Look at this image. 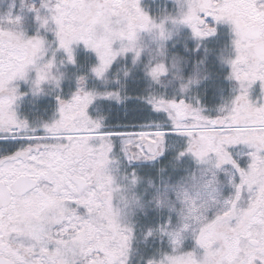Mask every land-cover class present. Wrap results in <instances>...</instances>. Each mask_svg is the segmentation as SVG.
<instances>
[{"label":"snow or ice","instance_id":"snow-or-ice-1","mask_svg":"<svg viewBox=\"0 0 264 264\" xmlns=\"http://www.w3.org/2000/svg\"><path fill=\"white\" fill-rule=\"evenodd\" d=\"M29 10L54 40L46 41L39 31L28 37L21 17L11 11L0 16V264H130L134 254L137 264H155L157 251L147 257L134 253L132 223L112 218L118 215L111 202V164L115 160L135 175L134 166L155 162L167 150L166 137L173 136L187 138L180 156L190 153L203 162L213 154L217 169L230 166L234 171L227 170L231 193L222 198L207 227L193 232V248L180 261L167 258V264H264V96L249 99L257 81L264 92V0H192L183 22L194 39L215 36L212 22L230 26L235 56L229 79L238 82L239 94L215 118L203 114L198 100L193 106L184 99L147 95L142 99L150 110L130 108L143 121L138 129L105 124L116 114L111 102L129 108L133 97L128 85L135 69L123 72V84L117 78V87L105 91L85 90L87 77L77 76L71 98L57 96L59 118L51 123L19 118L14 105L23 94L12 84L27 82L34 69L35 95L53 79L55 55L38 64L46 45L54 52L63 50L66 62L75 65L72 46L82 43L98 58L91 69L97 80L117 72L118 58L134 51L135 29L150 23L140 0H41L39 8ZM13 36L27 41L26 54L8 46ZM116 39H127L129 46L114 50ZM163 72L161 65L149 75L156 81ZM55 83L59 87V80ZM98 102L103 115L93 118L89 108ZM236 145L251 150L246 167L228 151ZM169 227L170 221L157 228L161 242L185 244ZM149 238L153 230L144 241Z\"/></svg>","mask_w":264,"mask_h":264},{"label":"flooded vegetation","instance_id":"flooded-vegetation-1","mask_svg":"<svg viewBox=\"0 0 264 264\" xmlns=\"http://www.w3.org/2000/svg\"><path fill=\"white\" fill-rule=\"evenodd\" d=\"M191 3L192 0H140L141 8L150 17V23L147 27H138L135 30L142 29L146 32V47H149L150 57H152V51L160 49V51H170L172 56L194 58L191 66H175L176 71L180 72V74L201 73L208 76L206 80V89L203 92L205 105L208 110L204 115L209 118H215L218 115L215 111L217 106L215 92H217V90H224L226 92L230 90V85L232 86L231 79L228 77L230 69L224 66L220 68L216 62L219 51H223L227 59L235 56L234 51H230L231 49H229L232 39L231 30L228 24L216 25L215 22H212L213 26L217 29L215 36L205 41H197L194 39L191 29L183 22L189 13ZM40 4L41 0H23V5L21 4V0H0V16H4L9 11L12 12L13 16H22L25 12L28 13L30 19L29 25L25 26L24 22H22V30L26 29L27 32L28 27H31L30 33L32 35L34 33L37 35L38 31L39 34L42 32L41 36L51 42L54 39L52 32H45L41 28L34 31V28L40 25L36 20V14L29 9L32 5L39 8ZM42 14H44L43 10ZM157 20L159 21L156 22ZM168 36H172L170 42H168ZM123 46H129V42L126 41V44ZM131 46L136 53L137 51H141L139 44L136 45V42L132 41ZM113 49L116 51L120 50L116 42L113 43ZM93 53V51H73L76 64H78L77 67H80L79 69L82 68V70L75 71L74 65L65 72V76H67L65 79L69 81L70 79H75L77 76H86L87 81L85 90L105 91L108 88L117 87V85L114 84V81L119 78L116 72H109L110 76L106 77L104 80L98 82L92 80L90 76L91 69L96 65H94L95 62L89 58L95 57ZM143 54L145 55V53ZM145 56L149 57L147 53ZM130 57L132 58L131 52L127 53L126 56L122 54L121 57L118 58V62L121 64L120 69L123 68L125 64L132 65V59L129 60ZM203 59L205 60L204 64L198 67V63L202 64ZM227 64L230 66V63ZM178 68H181V71ZM182 68L184 72H182ZM132 69H135V71L129 81L128 92L133 99L128 103L143 104L146 107V111H148L150 110V106L144 102L142 99L143 97L151 94L158 98L168 99L166 78H164L162 82L158 81L156 84H153L149 77L145 76V73L142 71V69H147V67H136L132 65L131 68L126 70L132 71ZM141 72H143L144 75ZM27 79L31 81L29 83L25 81L19 83L24 84L26 87L21 91L23 95L16 101L14 110L16 111V109L20 107L19 102L24 98L29 104L24 109L20 107L16 113L21 119L24 117L30 118V123H51L54 120L55 106L58 104L57 96H60L64 100H69L72 93L76 90V86H74L76 83H68L67 86L59 89L60 91L57 95L54 86H51L50 82H47L45 86L42 87L41 85L40 93L34 95L31 89L34 86L32 81L35 79V71L33 72L30 70ZM119 79L121 84H123V75ZM234 82L233 84H238L235 80ZM15 86H17V84ZM237 89L240 91L239 88ZM262 96H264V92L261 90V83L257 81L249 89V99L256 102ZM136 97H141V99H136ZM111 103L116 109V114L114 115L115 119L112 118L106 121L105 124L107 127H116L119 105L115 102ZM89 113H95V116H92L93 118H98L100 115H103L99 108V102L97 105H93L89 108ZM39 117L41 118L38 120L37 118ZM138 127L139 125L136 128L138 129ZM166 141L168 142L167 137ZM183 149L184 148L181 146H176L172 147L169 152L167 147V150L161 157L157 158L155 162L146 165H135L134 167L137 170L135 175L127 174L115 160H113L111 164L113 167L112 204L115 211H117L116 214L121 219V223H132L136 236L133 242L134 253L142 254L147 257L156 252L155 249H153L150 238L144 241V236L149 230H152L154 226L160 225L167 219V213L169 212L168 203L180 194L179 190L184 182L183 177L185 174H195V170L188 164L183 163V156L179 155ZM228 151L238 160L241 167H246L247 163L250 162L246 154L251 150L247 146H232L228 148ZM187 155L190 156L191 154L187 153ZM208 157L213 159L216 171H223L225 174V177L219 179V182L220 184L222 182L226 184V194L228 196L232 189L227 186V170H234H232L230 166H225V170L217 169L215 156L209 154ZM184 166L186 167V173H184ZM236 178L238 181V176ZM167 187L170 188L168 189ZM171 188H175L176 195L174 197L171 195L168 199L167 190ZM138 199L140 201H138ZM137 205L140 207V210L143 211H138ZM174 207L177 208L178 205H174ZM122 209L123 213H119ZM217 244L219 245V242H217ZM160 246L162 247L160 249L164 250L163 246ZM130 264H137V255H135L133 260L131 259Z\"/></svg>","mask_w":264,"mask_h":264},{"label":"rangeland","instance_id":"rangeland-1","mask_svg":"<svg viewBox=\"0 0 264 264\" xmlns=\"http://www.w3.org/2000/svg\"><path fill=\"white\" fill-rule=\"evenodd\" d=\"M20 17H21V23L24 22L25 26L29 25L30 19L28 17V13L25 12L24 15ZM158 21L159 20H157L156 22ZM36 29H40V26L34 28V31ZM23 31L28 37H32L36 35L35 33L33 35L30 33L31 27H28L27 32L26 29ZM41 34L42 32H40V35ZM171 38L172 36H168V42H170ZM45 40L48 41L47 39ZM126 41L129 42L127 39L124 40L116 39L114 42H116L121 48L123 45L126 44ZM133 42H136V45L139 44L141 51H137V53L139 54L138 56L135 51H132L131 52L132 58L130 57L129 60L130 59H132V61L135 60L134 66L136 67L137 66L147 67V69H142V71L145 73V76L149 77L150 81L153 84H156L158 81L162 82L164 81V78H166L168 99H172V98H175L177 100L184 99L186 102L192 103L193 106H197V100H198L199 107L204 109L203 114L208 110L205 105V99L203 96V92L206 89V85H207L206 80L208 76L201 73L180 74V72L176 71L177 66H181V65L183 67L191 66L194 61L193 57L172 56L170 54V51H160V49L157 51H152L153 54L152 57H150L151 55L149 52V47H146V43H147L146 32L143 31L142 29L135 30V36ZM55 46L56 45L53 44V47ZM72 49L73 51H92L90 49L85 48V46L82 43L74 44L72 46ZM229 49H231L230 51H234L232 43H231V47L229 46ZM143 53H145V55L147 53L149 57H146ZM54 55H55V66L51 70V77L53 79L50 81V84L51 86H54V89L58 95L60 91L59 89H62L64 86H67L68 83H76V77L75 79H70L69 81L65 79V77H67L65 76V72L68 71L74 65L68 64L66 62V56L63 50L54 52V50L51 47H48L46 45V50L44 51L42 58L38 61V64L40 66L47 64L49 60L53 59ZM93 55H95V57L89 59L93 60L95 62L94 65L97 66L99 63L98 58L95 52L93 53ZM233 58L234 56L227 59V57H225V55L223 54V51L222 52L219 51L216 57L217 65H219L220 68H223L224 66L230 69L228 77L230 76L231 73V67L227 63H229L230 60ZM62 60L65 61L63 65L60 64ZM204 62L205 60L203 59L202 64L198 63V67L202 66ZM77 65L78 64H75L74 70L75 71L82 70V68L79 69L80 67H77ZM161 65L163 66V68H165L164 72L158 77V80L153 81L149 75V72L153 67H157ZM178 69L181 71V68ZM31 70L33 72L35 71L34 69ZM124 71H126V69L123 67L121 69L119 68V70L116 72L118 73L119 78H121ZM143 72L141 73L143 74ZM182 72H184L183 68H182ZM90 76L94 81L97 82L101 81V80H97L92 72L90 73ZM108 76H110L109 73L106 74V77ZM56 80H59L60 82L59 87H57L55 83ZM21 81L23 80L14 81L12 84V87H18L19 93H21V91L26 87L24 86V84H19V83H23ZM30 81L27 79L28 83ZM45 83L42 84V87L45 86ZM231 83L232 86L230 85L231 87L230 90H227L226 92L224 90H217V92H215L216 94L215 101L217 104L215 111L217 113H218V109L221 106H230L231 101L234 100L235 97L239 94L238 92L239 90L237 89L239 88L238 84L237 83L233 84L235 83L233 79H231ZM16 84L17 86H15ZM28 104L29 103L24 98L19 102L20 107L23 109ZM20 107L17 108L16 111L20 109ZM89 115L95 116V113L94 114L89 113ZM40 118L41 117L37 119L39 120ZM58 118H59V112H58V104H57V106H55L54 120ZM23 119L29 121L30 118L28 119L24 117ZM167 145L169 152L172 147H176V146L183 147L184 149L182 151H184L187 146V138L173 136L171 139H168ZM183 163L188 164L192 169H194L195 174L194 175L185 174V176L183 177L184 182L179 190L180 194H178V196L175 197V199L170 200V202L168 203L169 212L167 213V219L160 225L154 226L152 228L153 238H150V240L153 249L157 251L155 264H167V258L179 257L183 255L185 251L191 250L193 248V241L191 240V236L193 232H198L199 229L204 224L208 223L213 219L215 213L219 210V205L220 202L222 201V198L224 196L225 197L227 196L226 184H224L223 182L220 184L219 182V179L225 177V174L223 173V171H216L215 164L212 158L206 157L203 162H198L192 155L188 156L187 154H185L183 155ZM111 168H112V176H113L112 165ZM185 169L186 167L184 166V173H186ZM167 188L169 189L170 187ZM111 195H113V184H112ZM167 195H168V199L171 197V195H173L174 197L176 195L175 188H171L170 190H167ZM138 201L140 200L138 199ZM174 205H178V207L176 208L174 207ZM112 208L115 211L113 204H112ZM137 210L143 211L140 210L139 206ZM115 213H117V211H115ZM119 213H123V209ZM169 221H170V227L168 229L169 233L173 235L179 234L181 239L186 241L185 244L171 245L167 242L166 239L164 240L163 243L161 242L160 234L157 228H159L161 225L168 223ZM160 245L163 246L164 250L160 249L162 248ZM216 246L218 247V244ZM198 252H200V254L202 255V250H198ZM134 258L135 255H133L132 260Z\"/></svg>","mask_w":264,"mask_h":264},{"label":"trees","instance_id":"trees-1","mask_svg":"<svg viewBox=\"0 0 264 264\" xmlns=\"http://www.w3.org/2000/svg\"><path fill=\"white\" fill-rule=\"evenodd\" d=\"M132 105H135L137 111H146V107L143 104L129 103V108L127 109L124 106L119 105L116 126H128L129 128H132L133 126L137 127L143 123L142 120L136 118V112L130 110Z\"/></svg>","mask_w":264,"mask_h":264},{"label":"clouds","instance_id":"clouds-1","mask_svg":"<svg viewBox=\"0 0 264 264\" xmlns=\"http://www.w3.org/2000/svg\"><path fill=\"white\" fill-rule=\"evenodd\" d=\"M8 46L24 54L28 52L27 41L23 37L13 36L11 38H8ZM109 215L112 216V213L109 212ZM112 218L114 221L118 219L119 222H121V219L119 217L112 216ZM41 219H43V217H41ZM204 226L207 227L206 224ZM173 259L180 261L182 259V256L174 257ZM184 259L186 260V258Z\"/></svg>","mask_w":264,"mask_h":264}]
</instances>
